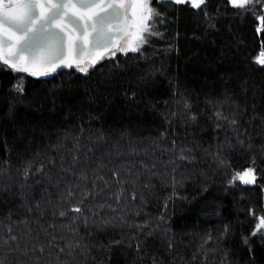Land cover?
Returning <instances> with one entry per match:
<instances>
[{
	"label": "trees",
	"instance_id": "1",
	"mask_svg": "<svg viewBox=\"0 0 264 264\" xmlns=\"http://www.w3.org/2000/svg\"><path fill=\"white\" fill-rule=\"evenodd\" d=\"M153 4L139 51L0 63V264H264V0Z\"/></svg>",
	"mask_w": 264,
	"mask_h": 264
},
{
	"label": "snow or ice",
	"instance_id": "2",
	"mask_svg": "<svg viewBox=\"0 0 264 264\" xmlns=\"http://www.w3.org/2000/svg\"><path fill=\"white\" fill-rule=\"evenodd\" d=\"M48 6L52 9L51 14L45 17H40L38 12V6L40 0H0V28L5 24L15 27L25 38L20 46V52L31 51L33 53L40 51L41 49H46L53 54L52 60L47 58H42L44 62L51 63L55 59H62L64 52V42L66 35L62 30H57L54 27L57 20L61 19L66 14V9L69 6H73V0H57L53 3V0H47ZM133 2H140L145 5L150 3V0H133ZM186 0H176V3H185ZM194 7H199L203 4L204 0H187ZM5 3H17L23 6L24 12L19 16H12L6 13L3 6ZM103 3V0H75V4H79L81 8L89 9L95 7L98 4ZM124 0H116L115 3H110L108 6L111 8L110 11H103L102 14H96L94 16L91 28L94 32L93 48L105 47L111 42L112 34L109 30V26L114 21H121L125 16V9L123 8ZM230 3L234 7L243 8L245 5L251 3V0H230ZM14 11V10H10ZM149 15L148 20H152L153 15L158 16V12H154L153 9H148ZM68 20L76 25L77 28L81 30V38L86 32L84 23L80 18H77L76 14L68 13ZM39 19L38 25L36 21ZM154 23V20H153ZM119 31V29H118ZM143 31L148 32L149 35L155 34L150 30V26L146 24ZM140 42L143 43L144 40L141 37ZM10 40L0 38V46L5 44H10ZM131 51H137L138 48L132 47ZM80 51L83 52V46L80 45ZM11 59L19 60V55H12ZM255 62L264 65V45L261 47V51L254 58ZM0 62L5 64L8 63L4 60L3 56L0 55ZM15 71H27V68H16L15 64L10 65ZM254 170L249 168L245 169L243 172H237L233 176V181L240 180L242 183H252L254 182V177L250 174ZM74 211L79 212L80 209L77 208ZM63 215V213H61ZM260 224L257 225L259 229Z\"/></svg>",
	"mask_w": 264,
	"mask_h": 264
},
{
	"label": "water",
	"instance_id": "3",
	"mask_svg": "<svg viewBox=\"0 0 264 264\" xmlns=\"http://www.w3.org/2000/svg\"><path fill=\"white\" fill-rule=\"evenodd\" d=\"M55 2H57V0H53V3ZM115 2L116 0H103V3L98 4L95 7L84 9L81 8L79 4H75V0H73V6H69L66 9V14L61 19L57 20L54 25L57 30H62L66 35L62 59H55L54 62L51 63L44 62L42 58L52 60L53 57V54L46 49H41L35 53L31 51H24L21 53L20 46L25 37L17 31L15 27L8 24H5L2 28H0V38L10 40L11 43L0 46V55H2L4 60H7L10 65L15 64L17 68H27V72L38 75L74 69L85 63H90L91 66H95L109 52L118 49L123 39L131 31L129 14L130 8L127 7V1L124 0L122 6L125 9V16L123 20L114 21L109 26V30L112 34L111 42L105 47L96 49L93 48L95 34L91 28V24L94 16L96 14H102L103 11H110L111 8L108 5ZM3 8L6 13L10 12V15L12 16H19L24 12L23 6L17 3H12L8 6H4ZM37 10L40 13V17L50 15L52 11V9L48 6L47 0H40ZM68 13L76 14L77 18H80L84 23L86 32L82 38L81 30L68 20ZM38 23L39 19L36 21L37 25ZM81 44L84 49L83 52L80 51ZM12 55H19L20 59H11L10 57Z\"/></svg>",
	"mask_w": 264,
	"mask_h": 264
},
{
	"label": "rangeland",
	"instance_id": "4",
	"mask_svg": "<svg viewBox=\"0 0 264 264\" xmlns=\"http://www.w3.org/2000/svg\"><path fill=\"white\" fill-rule=\"evenodd\" d=\"M126 5L129 7L130 14V23H131V31L130 33L123 39L118 49L109 52L105 57H110L115 55L118 52H128L131 51L130 48L136 47L137 51L141 50L148 42V32L143 31L146 24L149 26V20L147 19L149 12L148 9H155L153 1L150 0V3L145 5L140 2H133V0H126ZM12 3H5L4 6H8ZM3 6V7H4ZM143 38L144 42H140V38ZM1 63V62H0ZM91 64L85 63L83 65L77 66L76 69L80 71H86L90 69ZM17 68V67H16ZM50 73H46L48 75ZM258 224L261 227L258 229L256 227L257 232H264V217H258ZM257 224V225H258Z\"/></svg>",
	"mask_w": 264,
	"mask_h": 264
}]
</instances>
